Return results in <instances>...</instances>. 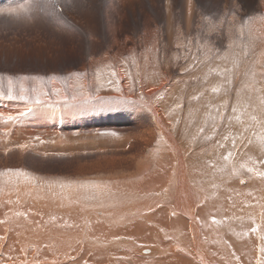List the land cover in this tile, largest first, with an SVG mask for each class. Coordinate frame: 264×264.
<instances>
[{"label": "rangeland", "instance_id": "obj_1", "mask_svg": "<svg viewBox=\"0 0 264 264\" xmlns=\"http://www.w3.org/2000/svg\"><path fill=\"white\" fill-rule=\"evenodd\" d=\"M256 18L257 21H255ZM258 27L264 28V0H0V88H4L5 92V95H0L3 102L0 107L2 109L0 111L2 114L0 115V143L5 141L1 138L3 130L13 120L7 119L8 116L16 117L14 114H18L21 120L31 127L30 132L24 133L25 141L20 139L23 133L19 132L17 133L18 142L15 138L5 137L7 141L16 142V146L10 144L12 145L10 148H0V183L4 184L9 178L21 177L36 188L35 183L42 182L46 178L43 181L44 190L45 183H49L51 189L59 188L58 190L67 186L78 200L82 196L77 195L81 187L88 188L87 179L90 183L97 179L100 190L97 196L92 197V201L97 202L98 206L115 200L113 197L117 195L112 197L109 189L116 194L118 187L123 188V185L132 192L138 189L135 197L131 200H124L126 205L149 207L158 203L160 206L161 200L165 201L168 197L167 190L163 186H159L158 190L154 188H158L157 184L163 185V182L165 184L167 176L165 186L168 187L169 179L174 173L173 162L169 164L168 157H164L163 153L165 141L161 136L162 124L167 127L168 130L165 131L170 132L171 138L173 137L178 145H181L180 142L183 143L179 146L180 150L182 149L184 160L185 158L188 160L187 158L195 152L196 146L200 149V154L208 155L207 161L209 156L214 155L215 157L216 155L214 161L217 165L210 161V166L206 165V168L201 171L203 174L201 173L202 179L199 182L204 185V192L209 191L210 193L217 188L215 187L217 183L222 185V182L226 180H223V175L221 176L222 169L225 167L224 163L222 168L223 161H226V164L228 161L230 167L233 163H238L235 164L241 172L238 171L236 174L233 172L234 176L233 173L230 176L232 179L262 177L257 174V169L252 172L247 170L246 165L254 161L244 163L242 161L246 156L241 158L237 155L239 148L242 149L244 146L242 142L246 141L245 138L257 134L258 129H260L259 136H262L258 138L262 141L259 143L264 144V98H262L264 97L262 96L264 94V83H262L264 82V68L256 70L254 67H258L259 61L257 64L253 63L258 56L256 54L264 47V43L261 44V41L264 42L262 38L264 29ZM253 33L257 34L252 35L255 43L260 41L259 46L262 45L259 50L256 45H253L255 44L254 39L250 38L249 34ZM244 43L248 45L243 46ZM231 46H239V51L243 50L244 58H241V62H252L243 65V73H247L245 71L253 66V74L259 71L257 81L252 75L248 80L251 89L254 87L252 90L259 91L263 87L257 94L260 96L258 98L260 101H254V104L242 97L238 102L242 101L244 106L242 103L239 104L240 102L237 103L234 98H228L227 101L222 98L223 95L232 93V90L227 91L235 83L227 86L226 82L221 84L223 80H217L223 77L219 74L222 69L228 67L226 66L227 60L222 58L225 57L224 52H227ZM245 47H249V50ZM235 50L236 48L231 51L236 53ZM250 53H254L253 59L249 56ZM228 68H233V66ZM234 73H236L235 69ZM246 75L244 76L247 77ZM213 77L214 79L217 77L216 82L212 79ZM9 78L14 82L11 84L14 96L19 97L23 87L26 90L24 94L31 99L8 98ZM209 79L213 80V84ZM6 82L8 86H5ZM213 88H217L218 91H213ZM56 90H59V95ZM220 90L226 93L222 95ZM255 90L254 94L258 93ZM39 92L47 93V95H42V103L36 104L35 96ZM60 96L67 97V99H62V97L60 99ZM257 103L260 104L259 109ZM223 106L225 109H222ZM241 107L242 109H239ZM152 110L161 115L160 118L163 121L161 125L153 120ZM22 111L26 113L21 115ZM41 116L51 118V124L40 119ZM259 119L263 121L260 123V128L256 123ZM237 138L241 139L243 146ZM19 140L23 142L20 143ZM190 144L192 148H189ZM245 145L252 146L249 143ZM220 150L223 151L221 152L223 155L219 154ZM229 153L231 156L225 159ZM256 153L264 155V147ZM260 158L255 157L254 159L259 160ZM167 164L170 167L166 166ZM239 164L245 165L246 168ZM233 165L232 169L235 170ZM137 166L140 168L137 169ZM248 166L252 169L256 168ZM219 168L222 169L218 170ZM144 169L148 172H144ZM133 170H137V173ZM95 173L96 176L98 173L97 177ZM188 173L190 174V171ZM121 177L123 182L120 180ZM156 178L161 181L159 182ZM116 180L119 181V185L115 184ZM149 181L156 186L152 188L154 185H149ZM207 181L211 183L208 187ZM110 182L113 187L109 185ZM139 183L142 184L139 185ZM103 184L110 188L105 189ZM142 191L148 193H141ZM231 193L226 194L225 192L223 195L227 196L228 203L232 198ZM155 197L160 199L156 200ZM53 199L57 204L65 201L64 198L62 200ZM205 199L206 197L202 201ZM84 205L89 207L90 201ZM85 217L84 219L87 220L88 217ZM15 220L17 225L20 217H15ZM68 222L72 223L71 227H75L72 220ZM51 225L55 226L48 218L47 227L50 230L54 227ZM87 228H89L88 225L84 235L86 238L89 237L88 242H83L82 247L87 243L94 249L90 243L92 238L87 234ZM102 229L97 233H103L104 229L103 231ZM253 230V227L250 228L248 236L256 239ZM73 232L75 236L76 228ZM108 234L107 238L101 236L102 247L96 246V251L105 249L108 252L107 255H110L109 249H112L113 241V245L116 243L114 245L117 247L116 250L122 249L117 245L119 239L131 241L122 236H118V239L111 232ZM110 234L114 237L112 241ZM0 235H2L1 232ZM84 235L82 239H85ZM164 237L169 242L168 239L171 236L164 235ZM257 238L261 240L259 234ZM136 241L135 249L131 254L136 252V245L144 251L146 249L144 254L157 252L153 250V248L156 249L157 244L151 242L149 238H139ZM45 245L38 247L41 254L44 250L47 253V255L44 254L46 259H40L42 264H49V261L53 264H67L62 263L63 258L61 257L58 258L57 263L55 256L47 260L50 255L47 246V250L44 249ZM71 249L67 251V255L64 253L62 255L61 252L59 254L60 256L65 255L67 258L63 261L69 264L75 260L79 261L78 264L105 263L104 261L94 263L89 256L83 257L84 262L83 258L72 256ZM231 250L232 247L229 248V252ZM28 251L29 249L24 255L22 249L17 248L15 256L17 259L21 257L25 259L24 256H28ZM131 254L126 255V258H130ZM229 254L234 255L233 251ZM258 254L260 258L263 257L261 252L258 251ZM112 256L119 259L116 261V264H119L122 255ZM127 261L129 260L125 262L129 264ZM32 263L39 264L38 260Z\"/></svg>", "mask_w": 264, "mask_h": 264}, {"label": "bare ground", "instance_id": "obj_2", "mask_svg": "<svg viewBox=\"0 0 264 264\" xmlns=\"http://www.w3.org/2000/svg\"><path fill=\"white\" fill-rule=\"evenodd\" d=\"M16 8H14V9H16ZM16 11H18V9ZM258 20H260V19L258 18ZM255 21H257V18L255 19ZM185 27H186V25H185ZM258 28H260V27H258ZM248 29L249 28H247V30ZM260 29L263 30L264 28H260ZM249 31H250V29H249ZM252 31H254V30H252ZM256 33L249 34V35H251V37H250L251 40L254 39V41H253L254 43H255V38H253L252 35H254V34L257 35L258 33L257 34ZM259 33H261V32H259ZM249 35H248V37H249ZM258 35H260V34H258ZM260 36H262V35H260ZM262 38H264V37H262ZM244 40H246V39H244ZM248 42H249V40H248ZM258 42H260V41H258ZM258 42H256L257 44L255 43L253 45H256L257 47L256 46L255 47L259 50L262 45L259 46ZM236 43H238V42H236ZM236 43H234V44H236ZM239 43H242V42L239 41ZM263 43L264 42L261 41V44H263ZM245 45H248V44L244 43L243 46H245ZM241 47H242V45H241ZM234 48H236V50H235L236 53H233V51H231ZM239 48H240L239 46H231L227 52H224L225 57L222 59L227 60L226 66H228V67L233 66V68H228V67L223 68L222 71L219 73L220 75L223 76V77L220 76L223 79L217 78V77L216 78L219 81L223 80L221 82V84H224L223 82H226L227 86H229V85L231 86V84L233 82H235L234 86L232 88H228L229 91H227V92H230L232 90L231 94H229V93L225 94L226 91H225V93H223V92H221V90L219 92L222 95L225 94V95H223L222 98H224L226 101L228 100V98H234L237 101V103L240 102L239 104L242 103V105L244 106V103L242 101L238 102L239 98L241 100V97H242V98L246 99V101L250 102L251 104L252 103L254 104V101L257 102L259 100L258 98L260 96H257V94L260 93V90H262L263 87L260 88L259 91L258 90L256 91L254 89L256 92H258L256 94H254L255 92H254V90H252L254 87L252 85L253 88L251 89V86L249 84L250 82L248 80H249V78H251L250 77L251 75L254 78V80L258 79L259 71H257V72L255 71L256 73L254 72L255 74H253L252 68L254 66L251 65L253 67L250 70L246 69L247 71H245V72H247V73H243V70H244V68H242L243 65L244 64H250L252 62L251 61L250 62L247 61V63H245L246 61L244 63L241 62V58H244L242 56L244 54V52L242 49H241V51H239ZM245 48L248 49L249 47L248 48L245 47ZM251 49H252V47H251ZM251 49H250V51H252ZM250 54H249V56H251L253 59L254 53H252L251 55ZM256 55H258V56L255 58L256 60L254 59L255 62L253 61V63L257 64L258 61H259V63L257 64L258 67H254V68L256 70H260L261 68H264V47L261 48L260 51L258 52V54H256ZM249 59H251V58L249 57ZM234 69L236 70V73H234ZM246 74H248V75H246ZM244 75H246L247 77H245ZM239 77H240V79H239ZM216 78L214 79V77H213L212 79H214L216 82ZM209 80H210V82L212 81V84H213V80H211V79H209ZM16 81L18 82V79ZM3 82H4V80H3ZM247 82H248V84H247ZM262 83H264V82H262ZM4 84H5V82H4ZM12 84H14V82H12ZM53 84H54V81H53ZM8 85H9V82H8ZM8 85L6 82L5 86H8ZM0 86H1V83H0ZM14 87H16V86L14 85L13 88ZM54 87H56V86H54ZM223 87H224V85H223ZM223 87H222V89H223ZM226 88L227 87L225 86V90H226ZM257 89H259V88H257ZM237 91H238V93H237ZM262 96H264V94ZM61 97L62 96H60V99H61ZM262 98H264V97H262ZM62 99H63V97H62ZM221 100H223V99H221ZM220 102H222V101H220ZM2 104H3V102L1 101V97H0V107ZM259 105L260 104L257 103V107ZM261 106H262V104H261ZM242 107L239 109H242ZM259 107H258V109H259ZM209 108H208V110H209ZM222 109H225L224 106ZM246 109H247L246 111L248 112V108H246ZM1 110L2 109H0V111ZM153 110H155V109H153ZM261 111H262V109H261ZM21 113L25 114L26 112L22 111ZM249 113H250V111H249ZM14 115H16V117H14V119L8 124V126L3 130V133L1 134V135H3V136H1V138L5 141H7L8 138L9 139L15 138L18 142V139H17V133L18 132L20 134L23 133V135L21 136L22 138H20V139H23L25 132H30L31 127H28L26 125V123L21 120V116L18 114H14ZM151 115H152V118H154L153 119L154 121L158 122L160 125L163 123L162 119L160 118L161 115H159V113L153 111ZM236 115H238V114H236ZM211 116H214V115H211ZM252 117H254V116H252ZM258 118H259V116H258ZM40 119H44V122H46L47 124H51V118H49V117L41 116ZM261 120L262 119H259V122H256L258 128H260V123L263 122V121L261 122ZM13 123L15 124L14 126L12 125ZM156 126H158V124H156ZM160 127L161 126H159V128ZM162 127H163L161 129L162 132H161V130H159V131L161 132V136H163V138H164L165 146L164 147L161 146V147L164 148L163 149V153L165 154L164 157H166V158L168 157V160L165 158L167 160V162L169 164L171 163V161L173 162L172 168H173L174 173H173L172 178L169 179L170 183H168V185H169L168 187H167V185L165 186L166 179L168 178V176L166 178L163 176L165 178V184H164V182H163V185L157 184L158 188L155 187L156 185L150 183V181H152V180L149 181V185L150 184L154 185L153 187L151 185L152 188L155 187L154 189L158 190L160 188L159 186H163L167 190L168 197L165 199V201L161 200L162 203L160 206H158V203L157 204L155 203V205H151L149 207L146 206L147 208L144 206L139 207L137 205H126L124 200L125 199L131 200L133 197H135L138 194V192H137L138 189L137 190L135 189V191L132 192V190L128 189V187L125 185H123V188L118 187V190H117L118 193H116V194L112 192L113 190L111 191L109 189V192H110L112 197L117 195V196L113 197L115 200L111 201L110 203L107 202L103 206H101V205L98 206L97 202L93 203V201H92V197L94 195H96L97 192L100 190V186L98 185L99 181L97 179L93 183H90L87 179L86 184H88V188L81 187L82 189L80 192L78 191L77 195L79 196L81 194L82 196L79 197L80 199H78V200L76 199L77 198L76 195L75 196L72 195L71 190L68 189L67 186H65L66 188H61V190H58L59 188L51 189L49 187V183H45V190H44L43 181H45L46 178L42 182H39V183L36 182L35 183L37 186L36 188H33L34 186L32 184L30 185V183L28 181L26 182L21 177L13 178V179L9 178L6 182H4V184L0 183V189H1L0 190V232L2 234V235H0V264H33L32 262H34L36 260H38L39 264H42L40 259H46V256L44 255L46 253L44 250V249H46V246L49 250V255H50V256H48L49 259L47 257V260H51L50 257L55 256L56 258L55 257L54 258L56 260V263H57V260L59 257H61V259L63 258V260H65L67 258L65 255H67L66 254L67 251L70 250L71 246H72V249H71V251L73 253L72 256L77 257V258H80V257L85 258L86 256H89V257H91L90 260L92 262H94V263L100 262L101 263L104 261L105 262L104 264H116V261L119 259L114 258V256H112V255H115V256L116 255H118V256L122 255V258L120 259L121 261L119 264H127L125 262L126 260H129V261H127L129 264H264V177H259V176L257 177L256 176V178H255L252 175L253 178H251L248 175L250 178H247V179L240 178V177H236L235 179H232V177H230L232 175V173L235 172V174H236V172L240 171V170H238V166L235 164L237 162L233 163L235 165L232 164L233 167H235V171H234L232 169V165H231V167L229 166L228 161L226 164V161L224 162L222 160L223 161L222 168L224 167V163H225V167L223 169L221 168L222 169L221 176L223 175L222 176L223 180L226 179L225 180L226 182L225 181L222 182V180H221L222 185L217 183L218 184L217 186L214 185L217 188L212 187V188H214V190H212L210 193H208L209 191L204 192V189H203L204 185L200 184V182H199V180L202 179V174H203L201 171H203L206 168V165L210 166L209 165L210 161H211V163L214 162V164H216L214 161L216 158V155H215V157H214V155L209 156L208 161H207L208 155L203 156V153L202 154L199 153L200 149L197 146L196 147L194 146L195 152H193V154H191L190 157L187 158L188 160H186V158L184 160V157H183V154L181 151L182 149L180 150V146H182L183 143L180 142L181 145L179 144L180 145L179 146L177 144V142L175 141V139L173 137H172L173 139L171 138L172 135L170 134V132L165 131L167 129V127L164 124H162ZM159 128H157V129H159ZM230 130H232V129H230ZM251 130H253V129H251ZM258 130L259 131H257V132L255 131L257 134H253L254 132H252V134L254 136H250V134H251L250 133L249 134L250 138H248V136L246 137L247 139L245 138L246 141L244 140L245 142H242L244 146L240 142L241 139L238 140L239 137L237 138V141H239L241 143V145L243 146L242 149L238 147L239 152L237 155H239V157H241V158L246 156L244 161H242L244 163L254 161V162L248 163V165H250L251 167H256L253 169H257L258 173H259V172H264V159H263L264 155H262L263 153L261 155H259L256 152L258 150H260L261 147H264V144L261 145L259 143L262 141L258 138H262V136H259L260 129H258ZM261 130H263V129H261ZM227 132H229V131H227ZM242 132H244V131H242ZM249 132H251V131H249ZM244 136H245V133L243 135V138H244ZM263 136H264V134H263ZM5 137H7V139ZM5 141H2L0 143V148L3 147L2 149H7V148H10L13 144L15 145V143H16V142L14 143L13 140H9L7 142H5ZM23 141H25V140L23 139ZM162 141H163V139H162ZM22 142L20 141V143H22ZM61 142H63V141H61ZM246 143H249L252 146L249 147L248 145H245ZM10 144H12V145H10ZM24 144H22V145H24ZM162 144H164V143L162 142ZM48 145H50V143ZM184 145H185V143H184ZM51 146H52V144H51ZM53 146H55V145H53ZM56 146H58V145H56ZM190 147H191V144L189 145V148ZM56 148H58V147H56ZM251 148H253V149H251ZM254 148L256 150H254ZM233 149H234V147H233ZM187 150L188 149H186V151ZM2 152H4V151H2ZM221 152H223V151L220 150L219 154H221ZM229 152H230V150H229ZM6 153H8V152H6ZM221 155H223V153ZM160 156H158V157H160ZM255 157H258V158L261 157V158L258 160V159H254ZM249 158H250V160H248ZM221 159H223V158H221ZM233 159L236 160V158H233ZM238 159H240V158H238ZM216 162H217V160H216ZM218 163L220 164L221 162H218ZM163 164H166V163H163ZM214 164H212V165L214 166ZM239 165H241V164H239ZM248 165H246L247 168H250ZM141 166H142V164H141ZM166 166H169V165L167 164ZM171 166H172V164H171ZM139 168H140V166H139ZM139 168L137 166V169H139ZM145 168H147V167H145ZM164 168H166V167H164ZM210 168L213 169L212 167H210ZM161 169H162V167H161ZM211 169H210V171H211ZM221 169L219 168L218 170H221ZM167 170L169 171L168 168H167ZM213 170H212V172H213ZM136 171H134V172L137 173ZM170 171H172V170H170ZM187 171L188 172L190 171V174ZM216 171L217 170H215V172ZM144 172H148V171H145V169H144ZM149 173H150V171H149ZM155 173H157V172L155 171ZM254 173H256V172H254ZM206 174H208V173H206ZM38 175H37V177H38ZM94 175L96 176V173ZM164 175L166 176V174H164ZM97 176H98V173H97ZM233 176H234V173H233ZM42 177H43V175H42ZM45 177H47V176H45ZM116 177L118 179V176H116ZM160 177L162 178L161 173H160ZM129 178H130V176H129ZM145 179H147V178L145 177ZM149 179H150V177H149ZM112 180H113V178H112ZM120 180H122V182H123V178ZM127 180H128V178H127ZM39 181H40V179H39ZM135 181H138V180H135ZM154 181H156V180H154ZM158 181L160 182L161 180H158ZM118 182L119 181L116 180L115 184L119 185ZM156 182H155V184H156ZM32 183H34V182H32ZM111 183L112 182H110V184L109 183L108 184L111 187H113V185H111ZM206 183H207V187L211 185V183L209 181H207ZM132 184H134V182ZM140 184H142V183H139V185ZM81 185H83V184H81ZM89 185H90V188H89ZM120 185H122V184H120ZM102 186H104L105 189L110 188L106 184H103ZM212 186H213V184H212ZM129 187H130V185H129ZM143 187H142V189H143ZM146 189H147V187H146ZM207 189L205 191H207ZM77 190H79V189H77ZM157 190H155V191H157ZM144 192H147V191H144ZM144 192L142 191L141 193H144ZM225 192H226V194H230L232 192L231 193L232 198L230 197L231 200H229L230 203H228V201H227V198H226L227 196L226 195L223 196L225 194ZM141 193H139V194H141ZM207 193L209 194L208 197H207ZM148 195H149L148 197H150V194H148ZM222 196H223V198H222ZM205 197H206V199L204 201H202V199ZM53 198H55L57 200H62L64 198L65 201L63 203L57 204ZM155 199H156V197H155ZM157 199H160V198L157 197ZM151 200H152V198H151ZM88 201H90L89 207H87L88 205L87 206L84 205ZM141 203H143V202H141ZM139 204H140V202H139ZM144 204H146V203H144ZM153 209H155V210H153ZM88 210H89V212H87ZM150 211H152V212H150ZM18 216L20 217V220H19V223L16 225L15 217H18ZM84 216L88 217V219H87L88 224H87V220L84 219ZM48 218L51 219L52 224H55V226L51 225V226H54L52 230H50L47 227ZM69 220H72L74 222L75 227L74 226L73 227H74V229L76 228V230H77L75 236L73 235L75 231L73 232L74 229H72L73 227H71L72 223L70 224L68 222ZM87 225L89 226V228H87V231H88L87 234H89L90 237L92 238L91 239L92 241L90 243L93 245L94 249L92 247H90V245H88L87 243L84 245V247H82V245H83L82 243L88 242V238H89V237L86 238L85 237L86 235H84ZM252 227L254 228L253 231L256 235V239H254L255 237L252 238V237L248 236V234L250 232V228L252 229ZM102 228L104 229V231ZM101 229H102L103 233H101V232L97 233ZM106 230H108V232H106ZM109 232H111L113 236L115 235L114 237L117 236V238H118V236H122V237H125L126 239L127 238L130 239L131 241L128 242L127 240H122V239L118 238L119 240L117 241V245L122 248L120 250H116L117 247L114 246L116 243L113 245V243H114V241H113L112 242V249H109L110 255H107L108 252L105 249H104L105 251L104 250L103 251H101V250L96 251V248H97L96 246L102 247L101 236H105V238H107V237H109L108 236ZM258 234L261 237L260 241L257 238ZM83 235H84L85 239H82ZM164 235H170L171 236L170 239H168L169 242L166 240L167 238L164 237ZM251 236H252V232H251ZM114 237H112L110 234L111 241ZM144 237H145V239L149 238V240L151 242L153 241L155 244H157L156 249L153 248V250H155V251L157 250V252H154L151 250L152 253L144 254L143 252H145L146 249L144 251L143 249H140V247L138 248L136 245V250H135L136 252L134 254H131V252L135 249V242L137 243L136 240L139 238H144ZM142 240L143 239H141V241ZM73 241H74V243H72ZM141 241H140V243H141ZM104 242H105V239H104ZM45 243H46V245H45ZM43 244L45 246L43 249L44 253H42L43 254L42 255L40 253V251H39L40 249L38 247L42 246ZM106 245H108V244H106ZM110 246H111V244H110ZM109 247H107V248H109ZM231 247H232L231 252L233 251L234 255L237 257H235L234 255H233L234 256L233 257L231 254H229V253H231V252H229V248H231ZM17 248H19V249L21 248L24 255H26L27 250L29 249L28 256L25 257L23 255L25 259H22V257L20 259H17V257L15 256L17 254V252H16ZM113 248H115V249H113ZM150 249H152V248H150ZM257 250L259 252H261V255H263L262 258H260ZM60 252L62 253V255H63V253L65 255L60 256L59 255ZM18 253H20L19 250H18ZM138 253H140V254H138ZM130 254L132 256H129L130 258H126V255H130ZM256 254H257V256H256ZM46 255H47V253H46ZM17 256H20V255H17ZM63 260H62V263L66 262L67 264H69L67 261H63ZM84 262H85V259H84ZM59 263H61V262H59ZM78 263H79V261L75 260L71 264H78ZM49 264H53V263H51L49 261ZM81 264H83V263H81ZM86 264H88V263H86Z\"/></svg>", "mask_w": 264, "mask_h": 264}, {"label": "snow or ice", "instance_id": "obj_3", "mask_svg": "<svg viewBox=\"0 0 264 264\" xmlns=\"http://www.w3.org/2000/svg\"><path fill=\"white\" fill-rule=\"evenodd\" d=\"M25 79H27V77H25ZM8 82H9V85H10V87L7 90L8 98H10V99L19 98V99H23V100H29V99H31L28 95L24 94L26 92V90L23 89V87L21 88V95H19V97L14 96L12 94V88H11L12 81H11V78H9V81ZM212 90L213 91H218L217 88H213ZM56 91H57V95H59V90H56ZM0 95H5V92H4V90L2 88H0ZM42 95H47V93L39 92V93L36 94V96H35V103L36 104L42 103V101H41V96ZM63 99H67V97H63ZM73 99H75V97H73ZM0 115H2V114H0ZM21 115H23V113H21ZM7 119L12 120V119H14V117L8 116ZM253 119H255V117H253ZM201 131H203V130L201 129ZM229 156H231V153H229L228 156L225 157V159H228ZM241 167H245V166L244 165H241ZM247 170L249 172L254 171V169H252V168H248ZM257 174L260 175V176H262V177H264V172H259Z\"/></svg>", "mask_w": 264, "mask_h": 264}]
</instances>
